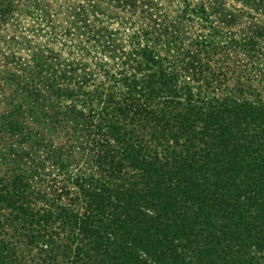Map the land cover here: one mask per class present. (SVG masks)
I'll list each match as a JSON object with an SVG mask.
<instances>
[{"label":"trees","instance_id":"16d2710c","mask_svg":"<svg viewBox=\"0 0 264 264\" xmlns=\"http://www.w3.org/2000/svg\"><path fill=\"white\" fill-rule=\"evenodd\" d=\"M0 264H264V0H0Z\"/></svg>","mask_w":264,"mask_h":264},{"label":"rangeland","instance_id":"374dc122","mask_svg":"<svg viewBox=\"0 0 264 264\" xmlns=\"http://www.w3.org/2000/svg\"><path fill=\"white\" fill-rule=\"evenodd\" d=\"M17 67V66H16ZM17 68H19V67H17ZM20 69V68H19Z\"/></svg>","mask_w":264,"mask_h":264}]
</instances>
